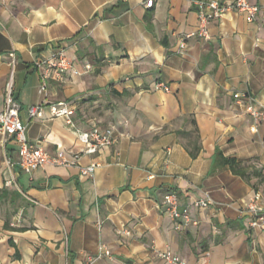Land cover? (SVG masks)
I'll return each mask as SVG.
<instances>
[{
    "label": "crops",
    "instance_id": "1",
    "mask_svg": "<svg viewBox=\"0 0 264 264\" xmlns=\"http://www.w3.org/2000/svg\"><path fill=\"white\" fill-rule=\"evenodd\" d=\"M195 1L0 0V112L12 81L29 141L98 163L93 178L79 165L27 173L0 132V264H89L99 255L92 264H170L166 251L185 264H264V230L247 212L256 192L264 207V120L247 110L264 104V0H249L259 6L254 21L228 12L209 38L194 35L182 49L200 27ZM63 49L73 68L45 79L48 67L36 63ZM62 101L74 105L75 126L48 108L29 116L33 105ZM94 126L114 127L117 141L86 154L76 129ZM168 193L194 223L175 228ZM203 199L212 203L197 207Z\"/></svg>",
    "mask_w": 264,
    "mask_h": 264
},
{
    "label": "built area",
    "instance_id": "2",
    "mask_svg": "<svg viewBox=\"0 0 264 264\" xmlns=\"http://www.w3.org/2000/svg\"><path fill=\"white\" fill-rule=\"evenodd\" d=\"M155 0H147L146 6L152 7ZM195 3L199 8L200 27L196 33L186 34L181 43V48L187 47L186 40L194 35H199L204 38L210 37L209 25L213 20L221 19L226 13L237 11L248 15L250 21H254L259 13V6L251 4L249 0H226L220 2L218 0H196ZM38 67L46 65L48 72L44 74V78L51 77L49 70H55L56 77H62L65 70L73 68L72 62L68 59L65 50H60L57 60L38 61ZM89 68V67H88ZM75 73H79L75 70ZM47 88L46 82H43L42 90L45 92ZM157 89H164L169 91V87L162 82L157 83ZM239 98L241 95L236 93L234 95ZM251 99V97H250ZM49 109L51 117L65 118L66 121L75 126L72 120L74 105L66 101L49 104L40 103L33 105L28 109L31 118H44L46 109ZM248 112L254 117L256 122L264 120V104H261V109L257 110L253 106L247 108ZM21 104L16 99L13 93V82L10 81L6 95L4 110L0 112V132L3 133L7 139L13 141L18 148L20 167L27 173H33L39 168L48 164L59 166H74L79 165L81 174L87 178L95 176L98 163H91L86 166L80 165V155H75L68 158L63 149L57 151L56 154H51L45 150L41 142L33 143L29 141L26 133L27 125L20 116ZM255 131V129L253 128ZM78 138L86 145V154H97L103 148L112 146L117 141L116 129L100 128L98 126L92 127L88 131L76 129ZM164 205L166 213L170 215L175 223L176 229H181L183 223H194V219L189 214L188 208H182L179 197L176 193H168L164 196ZM262 195L256 192L247 204V212L251 215L250 226L264 230V207L261 204ZM212 201L210 199H203L196 201L195 205L199 208H207ZM103 249V252L110 255V251ZM160 256L170 264H185V262L172 251L160 253ZM100 257V255H99ZM98 257V258H99ZM98 258H90L89 264L94 263Z\"/></svg>",
    "mask_w": 264,
    "mask_h": 264
},
{
    "label": "trees",
    "instance_id": "3",
    "mask_svg": "<svg viewBox=\"0 0 264 264\" xmlns=\"http://www.w3.org/2000/svg\"><path fill=\"white\" fill-rule=\"evenodd\" d=\"M219 154L222 157L223 164L228 165L235 174L241 175L244 177H248L247 168L245 166H243L242 163L240 161H238L237 158H235V157H224L221 153H219ZM252 175H263V174L255 169L252 172Z\"/></svg>",
    "mask_w": 264,
    "mask_h": 264
}]
</instances>
